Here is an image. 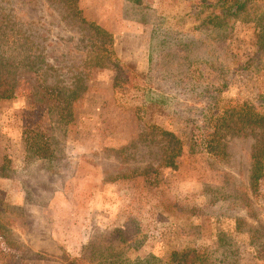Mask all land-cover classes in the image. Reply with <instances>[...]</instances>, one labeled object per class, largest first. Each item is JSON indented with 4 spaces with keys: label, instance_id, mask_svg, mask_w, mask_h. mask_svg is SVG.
I'll return each instance as SVG.
<instances>
[{
    "label": "rangeland",
    "instance_id": "obj_1",
    "mask_svg": "<svg viewBox=\"0 0 264 264\" xmlns=\"http://www.w3.org/2000/svg\"><path fill=\"white\" fill-rule=\"evenodd\" d=\"M76 8L0 0V18L43 60L41 79L86 90L66 134L56 129L62 162L27 149L24 129L42 120L26 98L0 102V264H164L195 246L223 264H264V178L251 184L257 136L222 120L231 108L264 113V29L208 22L219 0ZM166 130L184 141L177 167L163 165ZM210 138L225 156L208 151Z\"/></svg>",
    "mask_w": 264,
    "mask_h": 264
},
{
    "label": "trees",
    "instance_id": "obj_2",
    "mask_svg": "<svg viewBox=\"0 0 264 264\" xmlns=\"http://www.w3.org/2000/svg\"><path fill=\"white\" fill-rule=\"evenodd\" d=\"M65 6L72 9L75 16L80 15L76 8V0H63ZM222 10L210 13L208 22L215 26H223L230 17L244 21L256 22L264 29V0H219ZM95 29L104 32L99 26ZM21 31L16 34L14 27L5 17L0 18V102L24 97L34 107V118L42 120L40 124L24 129V141L27 149L38 159L62 162L67 156L56 138V129L66 134L67 126L75 117L74 103L82 98L85 88L80 82H72L73 87L48 83L41 79V71L36 68L43 60L40 55L28 49V37ZM264 36V31L262 32ZM264 44L262 43V46ZM101 62L106 55L101 53ZM248 66V65H246ZM243 68V66H242ZM31 101H30V100ZM47 119V121H46ZM222 120H229L224 126L231 128L236 134H246V129L255 132L256 141L251 151V180L254 190L258 189L264 178V113L244 107L226 109ZM232 122V123H231ZM42 123V124H41ZM257 130V131H256ZM171 136L164 148L167 149L163 165L177 167L176 158L182 154L184 141L174 132L166 130ZM220 139L210 138L207 149L215 156L226 155V145L220 147ZM64 158V159H63ZM263 230L264 224H260ZM262 251L260 256L262 257ZM205 247L195 246L183 250H174L164 264H223L222 260L213 261ZM68 264H84L82 259L74 258Z\"/></svg>",
    "mask_w": 264,
    "mask_h": 264
}]
</instances>
